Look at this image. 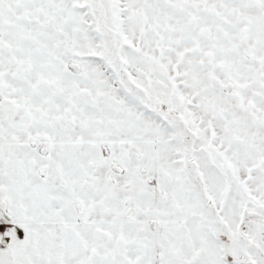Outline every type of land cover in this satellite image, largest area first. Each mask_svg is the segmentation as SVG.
I'll use <instances>...</instances> for the list:
<instances>
[{
  "label": "snow or ice",
  "instance_id": "1",
  "mask_svg": "<svg viewBox=\"0 0 264 264\" xmlns=\"http://www.w3.org/2000/svg\"><path fill=\"white\" fill-rule=\"evenodd\" d=\"M0 264H264V0H0Z\"/></svg>",
  "mask_w": 264,
  "mask_h": 264
}]
</instances>
